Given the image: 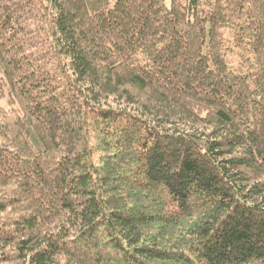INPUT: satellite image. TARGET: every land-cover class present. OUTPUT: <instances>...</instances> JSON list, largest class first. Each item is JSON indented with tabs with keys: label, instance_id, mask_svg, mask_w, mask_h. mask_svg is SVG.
Listing matches in <instances>:
<instances>
[{
	"label": "trees",
	"instance_id": "obj_1",
	"mask_svg": "<svg viewBox=\"0 0 264 264\" xmlns=\"http://www.w3.org/2000/svg\"><path fill=\"white\" fill-rule=\"evenodd\" d=\"M0 264H264V0H0Z\"/></svg>",
	"mask_w": 264,
	"mask_h": 264
},
{
	"label": "rangeland",
	"instance_id": "obj_2",
	"mask_svg": "<svg viewBox=\"0 0 264 264\" xmlns=\"http://www.w3.org/2000/svg\"><path fill=\"white\" fill-rule=\"evenodd\" d=\"M7 106V105H6Z\"/></svg>",
	"mask_w": 264,
	"mask_h": 264
}]
</instances>
